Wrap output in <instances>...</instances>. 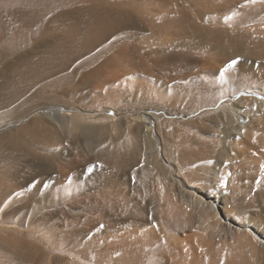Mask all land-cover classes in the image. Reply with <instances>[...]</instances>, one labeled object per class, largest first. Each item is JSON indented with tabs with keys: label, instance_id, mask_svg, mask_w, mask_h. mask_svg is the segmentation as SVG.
Returning a JSON list of instances; mask_svg holds the SVG:
<instances>
[{
	"label": "bare ground",
	"instance_id": "1",
	"mask_svg": "<svg viewBox=\"0 0 264 264\" xmlns=\"http://www.w3.org/2000/svg\"><path fill=\"white\" fill-rule=\"evenodd\" d=\"M142 1L0 0V124L29 120L22 138L18 134L10 139L22 143L24 138L23 145L18 143L20 151L27 147L42 161L39 166L23 164L19 148L6 150L7 166L0 159L2 264H52L46 249L25 240L32 230L25 236L17 231L21 238L3 228L16 224L8 219L18 223L27 217L38 227L61 222V251L69 258L55 264H264V135L254 133L252 116L240 104L242 96L232 91L222 104L223 96L213 85L216 69L224 64L238 59L264 62V0H159L154 8ZM156 8L170 12L155 13ZM259 71L246 72L263 79L264 71ZM137 72L163 92L185 91L186 74L211 92L189 115L213 116L215 136L187 139L199 145L206 159L232 154L251 161L237 172V181L247 182L238 188L245 200L237 196L229 206L221 202L222 192L209 194L206 201L200 198L196 219L170 198L165 185L170 176L156 180V194L144 177L157 162L153 146L143 143V135L146 140L152 136L143 119L131 124L107 117L111 124L95 126L88 124L93 122L89 117L79 127L85 137L75 135L79 129L66 133L83 116L72 106L50 105L62 99L63 86L110 89ZM132 125L135 129L128 130ZM63 155L69 156L64 163ZM85 164L89 180L80 168ZM109 168L134 169L142 187L120 188L107 176ZM50 172L55 178L53 186L49 183V201L59 205L40 215L27 186L44 182L42 177ZM209 209L217 216L221 211L224 230L216 228ZM180 228H195L203 235L184 234ZM179 230L181 238L175 233ZM228 236L233 243L223 245ZM42 242L56 247L49 237Z\"/></svg>",
	"mask_w": 264,
	"mask_h": 264
},
{
	"label": "rangeland",
	"instance_id": "2",
	"mask_svg": "<svg viewBox=\"0 0 264 264\" xmlns=\"http://www.w3.org/2000/svg\"><path fill=\"white\" fill-rule=\"evenodd\" d=\"M158 1L159 0H143L142 2L146 3L150 8H154L156 7V3ZM154 12L166 13L170 12V10L156 8ZM229 64L230 63L224 64L220 67L221 69L219 68L215 71L213 85L215 86V88H217L220 96H223L220 102L222 104H225L226 99L233 92L236 96H242L239 99L240 104L244 107L242 110L248 111V113L252 116L250 125L254 129V133L259 136H263L264 78H256L255 76L248 77L247 72L256 73L260 72V69H263L264 71V62L252 59H238L230 68L227 67ZM221 70H224L223 73L221 72ZM150 79L151 78L149 76L137 72L136 74L134 73L123 76V83L121 85L116 84L117 86L115 85V87L113 86L110 89H82L81 87L72 88V86H63V92L60 94L62 96L60 98L62 99H59L50 105L57 106L58 108L62 109L72 106V108L79 111L78 115L83 116H79L80 118H78V120L76 121L75 124L77 125L75 126H78L77 128L66 129V133L68 132V134L69 131H72V133L70 132L71 135L75 133L74 130L78 131L79 127L87 125L89 117H92L93 122H88V124L94 123L93 125L95 126L99 125L100 123V125L111 124V121H108L106 119L107 117L113 119L114 122L121 120L122 122H126L128 120V122L132 121L133 123V120H135V118L145 120V122L151 129L150 136H152L149 138V140H146L143 135V143L147 142L145 143L146 146H153L155 162H157L156 166L153 167L154 171L152 173L150 172L146 175L144 174V177L147 176L146 186H150L151 189L153 191L155 190L154 192L157 194L159 183H157L156 180L163 179L165 175L170 176L172 180H167L168 184L167 182H165L170 198L174 203L177 204L178 202L179 204L180 202L182 204H179V206L181 205V210L184 211V213L185 211L194 212V214H196V219L199 215L200 210L198 208V205L200 204V198L206 201L208 199L205 196H208L209 194L222 192L223 199L221 202L226 203L229 206L232 203V200L236 199L235 197L237 196H239L242 200H245L246 196L243 197V195L240 194L241 192H238V188H242L243 186L247 185V182L237 181V172H239L241 169H247L251 165V161L249 159L241 160L235 158L232 154H225L223 155L224 157L220 156L211 160L206 159L201 156V154H199V152L201 151L199 145L195 142L189 143L187 139L189 135L204 139H211L215 136L216 122L213 119H210L213 118V116H211L210 118H207L205 116L201 117V119L199 115H189L190 111L196 109V107L200 105L201 100L204 99V97L210 95L211 92L206 88L201 89L198 85H196L194 80H192L193 78H191L188 74H186L185 91L177 90V92H163L161 89L154 88V81ZM149 83L151 86L148 85ZM65 88L67 89V91L65 90ZM53 93L54 92H52L51 94ZM71 94L73 95L72 97L69 96ZM81 100L83 102L79 103ZM80 112H82L83 114ZM148 114H152V118H150ZM200 120L203 122H201ZM28 121L29 120L27 119L19 123L6 121L7 123H5L4 125L0 124V159L5 158L6 150L19 148L18 152L20 153L23 164L27 163L32 166H39L41 164L39 162L41 161V159H37L33 155H31V153H29L30 150L27 147L24 148L28 150L24 149V152L20 151L21 146L23 145L22 143L25 141L24 138L22 139V143L20 141L13 142V140L10 139L18 134L20 135V138H22L23 132L21 131V129H23L27 125ZM132 127L133 128H128V130L135 129L133 125ZM79 131L78 133H75V135L79 137H85V135L81 133L80 129ZM18 143H21L22 145H19ZM31 149L37 153L43 152V150L38 146H31ZM198 155H200L201 157ZM64 158L69 159V156L63 155V157L61 158L63 159L62 163L66 162V160L64 161ZM59 162H61L60 159ZM1 163H3V160L0 162V165ZM7 165L8 162L4 159V163L2 166ZM53 165H55V163ZM253 165L256 164L254 163ZM94 167L96 169H99L101 173H104L102 166L95 165ZM80 168L83 169L85 173L87 171L88 164H85L84 166L82 165L80 166ZM107 173V176L109 175L108 177H111L110 179H112L113 181L116 179L114 181V184L120 186V188L128 187L127 189L129 190H136L142 187L141 182L137 179L138 172H136L134 169L127 168L126 170L122 169L121 171H114L109 168V172ZM91 177V174L86 176L85 173L84 180H89ZM54 178L55 175L50 172L42 177V180H45L44 182L39 180L38 183H29L27 186L28 188H32V193L30 194V196H28V198L30 199V202L32 206H34L35 210L39 211L40 215H45L51 210H55L56 208H58L59 204L57 200V202L49 201V192L50 188H52L51 184L53 186L54 182L52 181H54ZM154 197V203L156 205H159V196L155 195ZM17 203L18 202H15L13 203V205ZM6 205V208L11 210V204ZM4 206L2 205L0 207V216L3 214ZM209 210L210 215L212 217L214 216L216 219V228L218 230H224L226 226L221 220V211L217 216L213 213V209ZM28 220L29 218L27 217L22 222L17 223L16 218H13L12 220L8 219L7 223L16 224L7 226L3 225L5 226L3 228H10L11 230H13L14 235H16L15 233L17 231H19V233L22 232V234H24L23 236H25L28 230H30V232L32 230L29 235H26L25 240L29 241L31 244L40 249H46V251L49 253V256L53 258L52 260L54 262L52 261V264H55L57 261L59 262V259L61 258V260L64 261L67 259V256L69 258V255L66 252L61 251V237L60 235H58V233L63 228V226L60 221H56L54 225L50 224L38 227V225L34 223L33 220L30 221V224L28 223ZM28 224L30 228L28 227ZM181 230H183L182 233L184 234L198 233L199 235H203L202 232H199L195 228L190 230H186V228H183ZM181 230H179L180 233L179 231L175 232L180 238L183 236ZM19 233L17 234L18 237L21 236ZM23 236H21V238ZM42 237H49L56 247L45 245L42 242ZM227 239H229V241L223 245L228 246L233 243L230 236H228ZM0 248V252L4 251L5 246L1 245ZM10 251V253L17 261L21 260L20 256L17 255L15 251H13L12 249H10ZM12 252H14V254ZM67 260L65 262H67ZM64 261L60 262L65 263ZM0 264L2 263L0 262Z\"/></svg>",
	"mask_w": 264,
	"mask_h": 264
},
{
	"label": "snow or ice",
	"instance_id": "3",
	"mask_svg": "<svg viewBox=\"0 0 264 264\" xmlns=\"http://www.w3.org/2000/svg\"><path fill=\"white\" fill-rule=\"evenodd\" d=\"M235 63V61H233L232 63H230L227 67H232V65ZM224 70H221V72L223 73Z\"/></svg>",
	"mask_w": 264,
	"mask_h": 264
}]
</instances>
